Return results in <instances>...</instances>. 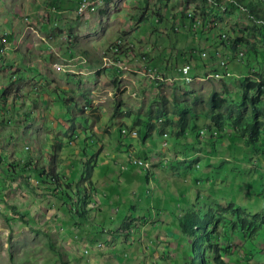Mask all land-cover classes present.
Instances as JSON below:
<instances>
[{
  "label": "rangeland",
  "instance_id": "rangeland-1",
  "mask_svg": "<svg viewBox=\"0 0 264 264\" xmlns=\"http://www.w3.org/2000/svg\"><path fill=\"white\" fill-rule=\"evenodd\" d=\"M211 3L0 0V264H183L189 239L175 236L177 214L214 209L218 202L264 211V131L248 145L236 140L232 127L210 136L200 113L199 139L189 128L174 138L171 126L162 137L160 121L154 120L150 138L139 134L144 127L137 119L161 103V94L175 121L174 108L184 104L206 111L214 90L239 102L241 78L259 79L264 88V39L246 34L249 13ZM155 12L162 16L158 23ZM237 37L248 41L234 50L230 44ZM184 64L191 66L190 82L181 75ZM69 99L76 102L72 127L65 109ZM260 101L264 107V93ZM79 114L87 116L89 131L99 137L93 178L104 211L92 212L75 227L67 221V230L61 223L67 216L59 209L65 202L38 183L32 166L22 165L40 156L46 167L52 140L61 135L64 141L82 127ZM258 118L264 121L263 115ZM75 138L73 154L82 148L78 132ZM129 151L142 160L143 169L125 161ZM69 153L63 151L62 161L72 159ZM72 168L57 166L66 175ZM125 217L133 220V232L122 223ZM104 224L109 232H99ZM215 229L223 235L228 227L219 223ZM246 236L251 245L256 236ZM235 242L233 247L243 248L240 239ZM218 246L211 253L218 254ZM258 261L264 262V253Z\"/></svg>",
  "mask_w": 264,
  "mask_h": 264
},
{
  "label": "trees",
  "instance_id": "trees-1",
  "mask_svg": "<svg viewBox=\"0 0 264 264\" xmlns=\"http://www.w3.org/2000/svg\"><path fill=\"white\" fill-rule=\"evenodd\" d=\"M199 1L202 3L207 2V0ZM222 2H224L223 4L239 9L243 8L244 11H247V13H249V19H251L252 22L247 29H245L246 32L249 31L246 34L250 35L258 33V36L264 39V33L262 32V30H264V0H212L211 4L215 6L216 4H222ZM154 14L156 15L155 20L158 23L162 17L161 13L155 12ZM187 17L191 20V23H189L191 26L194 17L189 14H187ZM243 39L248 41L245 37H243ZM243 39L242 37L234 39L232 44H230L231 48L235 50L237 44ZM182 54L183 53H181V55ZM183 60L187 61L186 58H183ZM239 80L240 86L243 88V93L239 102L228 101L218 91L214 90L209 94L207 100L208 109H206V111L198 113L197 111L195 112L194 110H191L193 105L188 106L184 104L183 106L174 108L176 115L175 121L173 120V117L168 116L167 110L165 109V100L161 94V103H159L155 109L150 108L146 112L145 118L137 119V122L144 127V130L139 131L141 138H150L156 125L154 121H160V127L158 128L157 134L162 135V137L167 136V133L164 132L165 126H171L174 128V138L185 136V133L189 128V133L195 134L198 137L197 139H199L200 128L198 127L196 120L201 113L203 115L202 117L206 118V121L208 120L206 122V129L210 132V136H213L215 129L219 132V134H221L226 127H232L237 134L235 135L236 140H240L247 145L255 144L259 141V135L261 132L264 131V121L258 118L261 115L264 116V109H262L263 106L260 107L258 105V103L261 102L260 99L264 93V88L262 87L263 81H260L259 79L257 81H250L248 77H244ZM112 82L117 83V77H114ZM253 89L255 90V93L249 95L248 92ZM75 104V100L72 99H69L65 103L68 120L70 124L72 123L71 126L69 124L70 127H72L75 122L74 113H72V109L74 110V107L72 106ZM2 105L4 106L3 102ZM225 109H227V112L224 111ZM246 109H249L248 114L243 115V111ZM233 114L234 119H232ZM82 115L83 114H79L82 119L81 126L85 132L84 130L82 131V127H80V130L77 131L78 134H80L79 141L82 143V148L79 153L73 154L70 150V143L74 139L76 140L75 137L77 132L73 129L72 134L68 133V137H66L67 139L64 141L63 138H61V135L56 136L53 140L51 138L52 144L50 146L54 148V151L52 150L49 155H46V160H49L46 167L39 162V160L41 161L40 156H35L33 159L28 158L27 162L22 165V169H24L25 166H32L38 183L47 184L48 190L52 193H57L58 199H62L65 202L67 206L65 208L59 206V209L63 210L65 216H67V219H61V223H64L67 226L64 227V229L67 230L70 229L67 225V221H70L69 224L74 221L72 226L75 227V225H82L84 224V221L89 220L90 215L92 216V212L98 213L96 215H100L104 211L103 208L98 206L100 201L98 202V199L95 197V191L97 192V189L95 187L96 180L93 178V173L98 167V158L100 157V148L97 147L99 137L89 131L87 116L83 117ZM42 150L43 146L41 151ZM64 150H66L67 155L68 151L70 152L69 156L73 154L72 159L69 158L67 161H62V157L66 156V154H62ZM89 151H92V153ZM46 153L47 152H45V154ZM134 154L135 153L131 154V156H134ZM37 160L38 163L35 164ZM65 164L73 167L68 175H66V173L62 170L60 172L57 169L58 165L62 166ZM10 172L12 173L13 170L11 169ZM98 196L99 195L97 194V198H99ZM217 206L219 207L217 211H222L217 214L216 211L213 212L208 210L209 213H212V218L209 223L207 220L200 218L204 216L210 217L209 213L201 215L195 210L186 211L178 219L181 234H184L187 238H191L190 248L193 250V254L191 255L190 264H224L218 256L214 257L212 260H208L205 256V252L203 251V245L205 243H210L209 248H211L213 244H219L217 248L225 251L229 247V243L234 240L233 235L236 233L246 236L245 233L247 232L249 234H257V230L262 229L264 231V214L247 213L239 208H235L234 203L232 202H229L223 207L218 204ZM241 213H243V216H239ZM111 214L113 215L114 213ZM113 217L114 216L110 215V219ZM126 218L127 217H125L122 222L126 223ZM219 223H221L223 227H228V230H225L223 235H221L220 232L218 233L216 229L214 230V227L219 225ZM225 223L227 225L224 226ZM104 225L105 227L103 226L104 228L102 227V230L99 232L103 233L106 229V232L110 231L109 225ZM107 226L108 228H106ZM194 226H196V228H194ZM88 231L91 232L92 229L89 228ZM230 233L232 234V237L228 238V234ZM93 234H97V232H94ZM263 234H258V237L264 239ZM221 239L223 240V244H220L219 242ZM83 253L87 255L89 254V251Z\"/></svg>",
  "mask_w": 264,
  "mask_h": 264
},
{
  "label": "clouds",
  "instance_id": "clouds-1",
  "mask_svg": "<svg viewBox=\"0 0 264 264\" xmlns=\"http://www.w3.org/2000/svg\"><path fill=\"white\" fill-rule=\"evenodd\" d=\"M184 65H186V64H184ZM189 65V64H188ZM190 66V65H189ZM183 67V66H182ZM181 67V68H182ZM190 69H191V66H190ZM180 72H181V69H180ZM181 75H182V72H181ZM189 75H190V71H189ZM216 76H218V74H216ZM183 77V76H182ZM191 77V76H190ZM181 79H183V78H181ZM193 78L191 77V80H192ZM185 82H190V81H186L185 79H183ZM122 131H124V130H122ZM200 133H203V130H200ZM214 134H217V133H215V132H213ZM199 137H200V135H199ZM124 145H121L120 147H123ZM131 154H133L131 151H129V153L127 154V156H123L124 157V159H125V161L126 162H130V163H133V164H136L138 167H140V168H142V164H143V162H142V160H140L138 157H136V156H131ZM146 168H148V167H145V170H146ZM120 169L121 170H125L126 169V165H124V163H122L121 165H120ZM143 169V168H142ZM218 205H220L221 207H223V206H225V205H227V204H225V205H222V204H220L219 202H218ZM234 207L235 208H239L240 210H242V211H245V212H247V213H250V214H255V213H262V214H264V211H257V212H254V213H251L249 210H247V209H244V208H241V207H237V206H235V204H234ZM218 206H217V204H216V206H215V208L213 209V208H207V210L206 211H203L202 209H199V210H195V209H192V208H190V209H192V210H195V211H197V212H199V213H201L202 212V214L201 215H204V214H206V213H209L208 212V210L209 211H216V213L217 214H219L222 210H220V211H217L218 210ZM183 213V212H182ZM181 213V214H182ZM181 214H177V216H176V226H174L173 227V231H177L176 233H175V236H176V238L177 239H179V240H186V239H189V250H190V253L189 254H187V255H185V258H184V263L183 264H190V259H191V255L193 254V250L190 248V239L191 238H187V237H185V235L184 234H180L181 232H180V230H179V222H178V219H179V217H180V215ZM209 215H210V217L209 216H204V217H200L201 219H203V220H207L208 221V223L211 221V215H212V213H209ZM239 216H243V213H241ZM128 219H126L125 220V222L126 223H124V222H122L123 224H126V225H124V226H127V227H130L131 229H132V232H133V228H132V224H133V220L132 219H130L129 217H127ZM131 221H132V224H131ZM120 225V224H119ZM130 228H126L125 230H126V232H127V234H129V236L131 237V238H133V234L132 233H129L128 232V229H130ZM194 228H196V226H194ZM215 228V227H214ZM176 229V230H175ZM210 230H211V228H210ZM172 231V232H173ZM259 231V232H258ZM260 231H262V229H260V230H257V234H255V233H252V234H249L248 232L247 233H245V235H247L246 237L247 238H251L253 235H255L256 237H255V239L252 241V242H250V243H252L251 245L249 244H246L245 242H247V240L244 238L245 236H243L242 234H239V233H236L235 235H233L234 237H233V241H235V240H237V239H240V241H242L243 242V248L242 249H239L240 247H233V245H235L236 244V242L234 243L233 241H231L230 243H229V247L224 251V250H219L218 248L216 249L217 251H218V254H215L214 252H212L213 253V257H212V259L214 258V257H216V256H218L219 257V259L221 260V261H223V263L224 264H264V262H259L258 261V258L262 255V253H264V239H262V238H260V237H258V234H260V235H262L263 233H261ZM131 232V231H130ZM178 232H180V233H178ZM238 235H240V238H239V236ZM242 235V236H241ZM252 235V236H251ZM264 235V234H263ZM123 238H125V235H124V237L123 236H119V238H118V240H123ZM126 238H128V237H126ZM259 242V244H257ZM115 244H117V242H115ZM221 244V243H220ZM223 244V243H222ZM215 244H213L212 245V247L214 246ZM232 245V246H231ZM231 246V247H230ZM257 246V247H256ZM210 247V243H205L204 245H203V251L205 252V256H206V258L209 260L210 259V257H211V255H212V253H211V248H209ZM89 248V247H88ZM238 250H240V253L238 252ZM220 253V254H219ZM187 256H188V258L189 259H187ZM211 259V260H212ZM94 264V263H93Z\"/></svg>",
  "mask_w": 264,
  "mask_h": 264
},
{
  "label": "bare ground",
  "instance_id": "bare-ground-1",
  "mask_svg": "<svg viewBox=\"0 0 264 264\" xmlns=\"http://www.w3.org/2000/svg\"><path fill=\"white\" fill-rule=\"evenodd\" d=\"M189 70H190V67H188L187 71H182L183 74H184V75H183V78H184L185 80H187V81H191V77H190V75L188 74Z\"/></svg>",
  "mask_w": 264,
  "mask_h": 264
},
{
  "label": "built area",
  "instance_id": "built-area-1",
  "mask_svg": "<svg viewBox=\"0 0 264 264\" xmlns=\"http://www.w3.org/2000/svg\"><path fill=\"white\" fill-rule=\"evenodd\" d=\"M190 15V13H189ZM188 67H190L188 64L183 65V67L181 68V71H187ZM89 250H85L84 252H88Z\"/></svg>",
  "mask_w": 264,
  "mask_h": 264
}]
</instances>
